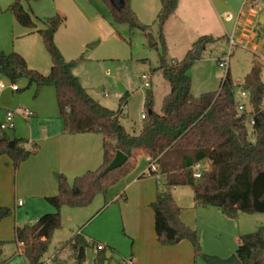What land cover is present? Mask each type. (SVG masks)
I'll list each match as a JSON object with an SVG mask.
<instances>
[{
  "label": "trees",
  "instance_id": "obj_1",
  "mask_svg": "<svg viewBox=\"0 0 264 264\" xmlns=\"http://www.w3.org/2000/svg\"><path fill=\"white\" fill-rule=\"evenodd\" d=\"M110 10L112 23H127L130 28L142 31L148 25L141 24L124 0V8L116 10L110 0H101ZM178 0H160V10L156 16L159 31L157 43L160 45L159 65L156 70L167 80L170 90L163 97L161 112L154 110V96L151 90L145 91L143 109L145 118L138 134L128 132L120 123L121 108L127 95L120 99L117 110L108 109L87 93L79 78L73 75V68L83 56L66 60L54 42V36L64 18L40 19L44 28H39L45 48L52 61L47 74L32 69L24 57L17 52L0 53V73L11 82L22 78L28 85L35 84L36 93L40 88L51 85L55 88L58 112L63 120V129L71 134L98 132L103 135V159L95 170H87L73 178L72 184L64 175L57 179L58 193L45 197L55 211L45 212L30 224L15 226L13 241L19 244V253L27 264H41L48 248L50 235L61 225L59 210L61 205L85 206L92 202L98 192L106 190L129 172L125 165L105 173L114 153L120 149L128 159L139 151L149 154V164L156 163L163 177L164 189L157 191L151 202L154 216V232L162 245L174 244L188 239L196 256L201 255L198 233L180 220V208L172 197L171 188L189 185L198 205L220 209L228 218H236L239 211L264 213V82L261 79V63L253 60L250 70L239 87L248 92L249 103L255 110L239 112L234 91V81L228 71L221 78L215 91L194 96L191 92L190 68L196 61L192 52L200 45L214 43L210 36L201 35L192 48L179 61L171 62L167 57L163 26L167 18L176 10ZM18 24L35 31L37 19L21 4L14 0L8 7ZM253 119L252 131L248 122ZM0 135V156L11 159L17 169L20 163L29 158L36 149L26 146L25 139L2 131ZM9 142L12 144L9 145ZM201 160L209 162L199 178L192 176V167ZM11 214V207L0 206V220ZM76 255L79 246L90 244L85 237L77 234L67 242ZM3 242L0 241V264L5 262L2 255ZM98 250L94 264H109L112 257L106 251ZM236 255L242 264H264V228L242 234L238 238ZM79 263L80 261L77 260Z\"/></svg>",
  "mask_w": 264,
  "mask_h": 264
},
{
  "label": "crops",
  "instance_id": "obj_2",
  "mask_svg": "<svg viewBox=\"0 0 264 264\" xmlns=\"http://www.w3.org/2000/svg\"><path fill=\"white\" fill-rule=\"evenodd\" d=\"M13 1L0 0V53L8 54L16 51L24 57L30 68L43 74L49 72L52 61L40 33L37 32L39 28L45 27L39 18L43 19L55 13L64 18L63 23L55 33L54 42L58 45L66 60H72L81 54L87 55V50L100 45L102 43V30H105L107 34L113 33L116 37L118 36L116 24L110 21L109 7H106L102 1L105 11L94 5L96 9L92 13L99 28L92 26L93 29L89 31L91 33H85L76 26L69 28L66 21L70 13L82 14L86 10L90 12L91 5L94 4L92 0H52L47 6L28 0V8L25 6V0H21L24 9H27L37 19V28L32 32L27 27L20 26L12 11L8 9ZM242 2L243 0H178L176 10L167 18L162 30L169 61L176 62L183 58L184 54L192 48L201 35H207L217 40L223 37L229 39L230 35L227 34L228 21H233V33L238 31L240 26H242V31L246 30V34L243 32L241 38H245V42H248L253 50L262 49L264 47L263 39L259 37V34L257 35L253 23L255 21L254 17L263 12L264 6L260 5L257 9L251 6L247 9ZM129 6H131L139 23L148 25L143 31L137 29L142 35L146 36V32L150 31L154 39L158 41L159 27L156 23V16L161 7L160 0H129ZM228 14L237 15H232L231 20H227L225 15ZM253 35L258 37L257 41L251 38ZM92 42L95 44L88 48L87 45ZM90 55H87V57H90ZM78 66V64L74 66L72 72L74 76L79 78L81 85L85 88ZM156 71L161 74L159 70ZM149 76L151 77L152 86V76ZM25 80L27 81V79ZM1 81H6L8 84L12 83L10 79L0 73ZM17 85L19 89L16 91L11 90L10 87L0 89V121L5 119L6 109H15L23 105L30 108L32 116L28 118L16 116L14 118L12 132L17 138L25 139L27 141L26 146L29 148L34 147L36 151L24 160L17 169L12 166L11 159L8 156H0V206L9 205L16 211L14 219L8 217L0 220V241L13 238L14 227L20 222L17 220L18 208L21 206L19 201L22 200V205H25V213L30 214L29 223H34L43 213L53 211L45 197L58 193V177L62 174L70 182L74 177L87 170H95L102 163L104 152V147H102L103 135L101 133L71 134L64 131L63 120L58 112L53 86L41 87L39 97L32 99L30 94L33 86L25 93L18 82ZM162 86V96L164 97L168 94L170 85L164 82ZM126 105L127 100L124 107L121 108V115H127ZM142 123L143 121L139 130H126L138 134L142 129ZM139 156L149 165L150 156L144 151H139L130 157L126 162L129 172L126 174L127 176L125 175V183L123 182L119 190L111 195L110 200L104 197L102 207L96 213L105 211L109 201L122 198L123 191L133 192L139 199L138 209L134 208L127 214L125 211L126 203L122 202L119 208L116 207V220L119 224H122L123 234L127 235V238L122 237L125 240L130 237L134 241L132 250H130L134 261L132 264H196L195 251L188 239L167 247L157 244L153 210L150 205L155 200L157 193L156 183L154 184L152 178L158 177L163 180V177L158 172L147 175L142 171L139 176L134 174L136 159ZM199 163L201 168L202 165L206 164V167L202 168L203 170L209 166L207 160H201ZM53 173H57V178L53 177ZM171 189L173 190V197L180 208L179 215L182 222L190 228L202 232L198 214V208L202 205L196 203L192 188L189 185H183ZM185 208H189V211L195 217L187 214ZM85 237L89 244L95 239L103 240L106 242L104 244L105 248L112 243L110 238L106 236L97 235L92 238V236L87 235ZM16 249L19 252V244L17 243ZM115 250V252L110 251L112 260L105 263L115 264L114 256L116 252L120 254L117 248ZM55 259L57 261V256ZM76 260H78L77 257Z\"/></svg>",
  "mask_w": 264,
  "mask_h": 264
},
{
  "label": "rangeland",
  "instance_id": "obj_3",
  "mask_svg": "<svg viewBox=\"0 0 264 264\" xmlns=\"http://www.w3.org/2000/svg\"><path fill=\"white\" fill-rule=\"evenodd\" d=\"M27 1L28 0H25L24 3L28 8ZM32 1L46 6L52 2V0H31V2ZM92 1L94 4L91 5L90 12L86 10L83 11L82 14H69L66 21L69 28L76 26L85 33H91L89 31L93 29L92 26L99 28L95 23L97 20L92 12H94L96 7L105 11V7L101 3V0ZM248 1L258 3L259 6H264V0ZM249 2L246 5L247 9L251 7V3ZM94 5L96 7H94ZM56 14L57 13L48 17H54ZM232 15L236 16L237 14ZM258 16L254 17L255 21L253 24L256 27L257 35L259 34V37L262 38L264 42V24L258 22ZM114 24H116L118 36L116 37L113 33L107 34L105 30H102V43L91 50H87V55L91 54L90 57H87L86 54H81L83 59L78 63V71L80 77L84 81L85 89L88 94L108 109L117 110L120 99L127 95V105L125 108L127 115H121L120 122L127 130H139L140 124L143 121L141 119V114H145L143 109L145 91L148 89L151 90L154 96L153 108L157 112H161L160 108L163 98L162 85L164 82L168 84L163 75L156 71L159 65L158 55L160 52V45L149 46L147 36L142 35L137 28L131 29L127 23ZM241 27L242 26L238 27L239 30L233 33V21H228L227 34L228 36L233 34V37L236 39V44L230 46L229 39L226 37L220 38L214 44L209 43L205 46L200 58L194 62L188 74L191 76V92L194 96H198L204 92L215 91L219 87L221 78L224 77L226 71H228L234 81L236 100L243 102L247 110H251L249 96L241 98L238 94L239 85L243 82L244 76L250 70L254 59L261 63V79L264 82V47L257 50H253L251 45L244 47L246 39L241 37L243 32L246 34V30L242 31ZM149 32L150 31L146 32L147 35ZM251 38L254 41L258 39V37L254 35L251 36ZM220 58L228 59L227 68L219 66L218 60ZM145 73L152 76V86L144 89L141 85V75ZM18 83L25 93L33 86L30 94L31 98L36 99L39 97L40 91L36 93L35 85L28 86V81L24 78L19 80ZM105 94H107V96H105ZM24 106L27 107L26 105L21 107ZM4 131L8 132L10 135L14 134L12 129H6ZM248 131L249 133L252 131L250 125H248ZM148 166L149 165H147L142 157H137L134 174L139 176L142 171L147 173ZM203 167L205 168L206 164L202 165V168ZM208 168L209 166L207 169ZM55 174L57 173L52 174L54 178ZM126 176L120 178L117 183L109 187L105 193H96L92 202L85 206L71 207L66 204L61 205L59 210L61 225L59 228L52 231L48 248L43 259L46 256L55 254L59 264H94L98 254L96 244L100 243L104 246L106 242L101 239L92 241L89 246L85 247L84 253H86V258L81 259L78 263L76 260V253L73 252L67 242L80 233L83 237L87 235L92 236V238H95L97 235L109 237L112 243L106 246V248L110 247L113 252H115L117 248L120 252V254L116 252L114 256L115 264H120L121 261L134 262L131 256L132 251H130L132 250L134 241L133 238L130 237H128V240L123 238H127V235L125 236V234H123V226L116 220V207L119 208L122 202L126 203L125 211L127 214L134 208L138 209L139 199L137 196L134 195L133 192L127 193L123 191L122 198L111 202L109 201L105 211L96 213L100 207H102L104 197L110 200L109 198L115 191L119 190ZM152 179L154 184L156 183V192L164 189L163 180H160L158 177ZM69 183L72 184V181ZM171 194L173 197L172 189ZM20 202L21 206L18 208L19 213L17 215V220L20 222L17 223L16 226H23L29 223L30 214L25 213V205H22V200ZM51 208L55 211L53 206H51ZM185 210L187 214L195 217L193 213L191 214L189 208H185ZM15 214V209L11 207V214L8 215V217L14 219ZM198 214L199 224L202 225V232L195 230L200 237L201 255L206 253L218 257H228L236 252L240 235L254 232L260 226L264 228V213L260 212L245 213L239 211L236 218H228L221 213L220 209L217 210L212 206H201L198 208ZM94 219L96 220L93 222ZM13 239L14 237L9 240H1L3 242L2 255L3 258L6 259L3 264H27L25 258L20 255L16 249V243ZM156 241L157 244L163 247L178 243L162 245L158 242L157 236ZM201 255H195V259L197 260L196 264H206L201 260Z\"/></svg>",
  "mask_w": 264,
  "mask_h": 264
},
{
  "label": "built area",
  "instance_id": "obj_4",
  "mask_svg": "<svg viewBox=\"0 0 264 264\" xmlns=\"http://www.w3.org/2000/svg\"><path fill=\"white\" fill-rule=\"evenodd\" d=\"M248 0H243V5H247L248 4ZM251 3V6L253 8H258L259 5L258 3H252V2H249ZM225 18L227 20H231L232 18V15H225ZM236 44V39L233 37V34H231L229 36V45L232 46ZM249 43L248 42H245L244 44V47L248 46ZM219 66H223L224 68H227L228 67V59H224V58H221L220 61H219ZM141 85L142 87L145 89V88H150L151 86V77L148 75V74H142L141 75ZM6 87H10L11 90L13 91H16L19 89L17 83H10L8 84L7 82H3L1 81L0 82V89H5ZM238 94L241 98H245L248 95V92L241 89L239 87V90H238ZM235 96H236V93H235ZM237 104H236V108L238 109L239 112H243V111H253L254 112V108L253 106L251 105V110H247L245 104L239 100L236 101ZM124 107V105L122 106ZM32 110L28 107H18V108H15V109H6L5 111V119L3 121H0V130L4 131L6 129H13V125H14V118L16 116H21V117H24V118H28L30 116H32ZM145 118V114H141V119L143 120ZM253 119L251 118L250 121L248 122V125H250L252 127V124H253ZM150 170L152 171H156L157 170V165L156 163L152 162L151 164H149L148 166V169H147V175L149 174ZM192 170H193V173H192V176L194 179H197L200 177L203 169L201 168V165L200 163H197L195 164L193 167H192ZM20 202V201H19ZM21 203V202H20ZM101 249H104V246L100 243H97L96 245V250H101ZM56 255H51V256H46L44 259H42L41 261V264H59L56 259H55ZM120 264H132L131 261H121Z\"/></svg>",
  "mask_w": 264,
  "mask_h": 264
},
{
  "label": "water",
  "instance_id": "obj_5",
  "mask_svg": "<svg viewBox=\"0 0 264 264\" xmlns=\"http://www.w3.org/2000/svg\"><path fill=\"white\" fill-rule=\"evenodd\" d=\"M110 2L116 10H121L122 8H124V0H110ZM257 20L260 24H264V12L261 15H259ZM147 40H148L149 46H154L157 43V41L154 39L153 34L151 32L148 33ZM94 44L95 43L92 42L91 44L87 45V47L91 48ZM204 46H205L204 44H200L192 52V57H194L195 60L200 58V54H201L202 50L204 49ZM1 64H2V60H0V65ZM259 109H260V107L257 104H255L254 112L256 113ZM0 141H1V139H0ZM11 144L12 143L9 142V145H11ZM127 161H128V155H126L120 149H117L114 153V156H113L111 162L104 169V172L109 173L112 170L125 165V163ZM55 178H57L56 174H55ZM77 253H78L77 259L79 261L81 259H85L86 253H84V247L82 245L79 246ZM110 256H111V252L107 251L106 257L109 258ZM201 260L204 261L206 264H242L241 261L239 260V258L237 257L236 253H233L228 257H218L216 255L203 253L201 255Z\"/></svg>",
  "mask_w": 264,
  "mask_h": 264
}]
</instances>
